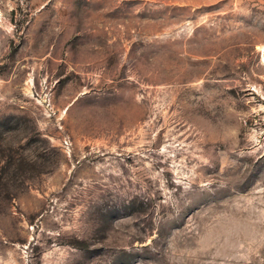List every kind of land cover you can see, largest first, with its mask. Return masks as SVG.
Segmentation results:
<instances>
[{
  "label": "rangeland",
  "instance_id": "rangeland-1",
  "mask_svg": "<svg viewBox=\"0 0 264 264\" xmlns=\"http://www.w3.org/2000/svg\"><path fill=\"white\" fill-rule=\"evenodd\" d=\"M264 0H0V264H264Z\"/></svg>",
  "mask_w": 264,
  "mask_h": 264
},
{
  "label": "bare ground",
  "instance_id": "bare-ground-1",
  "mask_svg": "<svg viewBox=\"0 0 264 264\" xmlns=\"http://www.w3.org/2000/svg\"><path fill=\"white\" fill-rule=\"evenodd\" d=\"M263 54H262V61L264 62V47L261 48Z\"/></svg>",
  "mask_w": 264,
  "mask_h": 264
}]
</instances>
